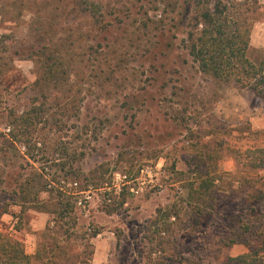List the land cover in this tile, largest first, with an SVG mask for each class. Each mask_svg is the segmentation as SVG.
<instances>
[{
	"label": "rangeland",
	"instance_id": "374dc122",
	"mask_svg": "<svg viewBox=\"0 0 264 264\" xmlns=\"http://www.w3.org/2000/svg\"><path fill=\"white\" fill-rule=\"evenodd\" d=\"M259 1L249 50L257 63ZM193 7L185 0H0V230L28 253L46 242V257L53 239L42 233L55 213L33 205L41 190L39 200L53 203L62 190L76 203L63 221L74 264H241L233 258L250 247L264 253V236L255 233L264 227V201L251 197L262 180L244 178L231 152L264 145V93L200 71L184 41ZM48 67L57 73L42 84ZM12 109L39 138L30 144L33 158L5 135ZM207 142L223 155L199 213L189 198L190 146ZM42 170L47 182L37 176L32 202L23 203L19 182ZM119 173L131 181L114 191ZM88 189L90 201L79 205ZM122 199L106 212V202ZM174 209L179 219L168 215Z\"/></svg>",
	"mask_w": 264,
	"mask_h": 264
},
{
	"label": "trees",
	"instance_id": "16d2710c",
	"mask_svg": "<svg viewBox=\"0 0 264 264\" xmlns=\"http://www.w3.org/2000/svg\"><path fill=\"white\" fill-rule=\"evenodd\" d=\"M185 3L186 7L189 4L194 6V12L188 13V26L184 39L185 46L189 54L198 63L200 71L210 75L214 80L224 83L234 82L241 88L251 87L258 94L264 93V47L262 58L258 63L249 56L252 24L260 17V1L230 2L228 0L224 2L223 0H217L211 3V1L206 0H185ZM56 73L52 67H48L45 74L38 81L42 84L47 83L53 79V75ZM37 108L39 106H36ZM10 112V119L11 117L13 119L8 126L9 132L5 135H8L14 143L19 142L24 145L26 154L33 158L30 144L32 142L33 144L39 143V138L35 136V131L26 130L24 128L25 124L20 123L21 118L25 119L24 115H16L13 109ZM250 133L256 135L259 132L250 131ZM190 147L196 151L194 155L195 168L189 169L188 172L191 174L196 173V176L192 177L188 184L189 198H191V201H195L193 208L202 213L204 206L207 204L210 188L219 179L218 167L223 154L222 150H219L217 146H209L208 142ZM231 152L241 166L244 178H254L255 174L257 179L262 180L261 185L255 188L254 193L250 196L253 197L254 201H264V173L261 174L264 171V145H251L243 151L238 148H231ZM186 173L181 171V174L186 175ZM37 176H41L47 182L43 170L37 172L34 179L23 177L19 182L18 193L23 203L32 202L29 189H31ZM41 191H38V193ZM114 191L116 190L114 189ZM38 193H36V200H34L33 205L38 209L55 213V216L48 221L46 229L42 233L44 236L53 237L47 248L45 247L48 250V255L43 257L42 253L46 242H42L38 246L35 254H30L21 240L0 230V264H36L39 259L43 260L42 264H74V258H72L74 256L69 255L65 250L64 241L66 242L71 235L68 234L69 228L64 226L63 221L75 212V201H71V196H68L62 190L57 193L58 195L53 203L39 200ZM122 194H125V190ZM124 203L125 199L116 201L114 204L106 202L104 209L106 212L112 213L119 210ZM24 205H22V212L25 210ZM173 211H168V215H176L179 219V210L174 209ZM170 226V224L166 227L160 226L157 231L159 233L166 231ZM262 228L260 231L256 229V235L264 236V227ZM247 232L252 233V226L247 227ZM98 234L99 230H94L92 237ZM263 258L264 253L260 254L259 248L250 247L247 252L233 259L241 264H264Z\"/></svg>",
	"mask_w": 264,
	"mask_h": 264
},
{
	"label": "built area",
	"instance_id": "2783aa9c",
	"mask_svg": "<svg viewBox=\"0 0 264 264\" xmlns=\"http://www.w3.org/2000/svg\"><path fill=\"white\" fill-rule=\"evenodd\" d=\"M146 171L147 172H151V171H153V168H150V167H148L147 169H146ZM117 180H116V182H115V185H114V187H113V189H115L116 191H121L122 190V188H123V183H129L130 184V179H129V176L127 175V174H118V177L116 178ZM120 179V180H119ZM132 190H134V187H130ZM110 191V190H109ZM108 192V191H107ZM85 194H84V198L83 199H78L77 201V203L79 204V205H84V203H87V202H89L90 201V199H91V197H92V191L90 190V189H88V190H86L85 192H84Z\"/></svg>",
	"mask_w": 264,
	"mask_h": 264
}]
</instances>
